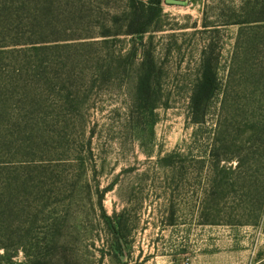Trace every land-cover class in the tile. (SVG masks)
I'll use <instances>...</instances> for the list:
<instances>
[{"label":"rangeland","instance_id":"374dc122","mask_svg":"<svg viewBox=\"0 0 264 264\" xmlns=\"http://www.w3.org/2000/svg\"><path fill=\"white\" fill-rule=\"evenodd\" d=\"M182 1L139 35L130 0H0V264L264 259V221L202 224L218 98L195 105L264 0Z\"/></svg>","mask_w":264,"mask_h":264},{"label":"trees","instance_id":"16d2710c","mask_svg":"<svg viewBox=\"0 0 264 264\" xmlns=\"http://www.w3.org/2000/svg\"><path fill=\"white\" fill-rule=\"evenodd\" d=\"M130 2L127 32L142 35L156 30L152 23L161 15L160 0ZM251 5L243 0L240 12L246 14ZM258 12L262 19L238 22L223 80L218 83L207 62L196 91L197 111L202 98H218L215 134L203 158L212 172L205 177L202 192L205 225L259 228L264 221V5Z\"/></svg>","mask_w":264,"mask_h":264},{"label":"water","instance_id":"95a60500","mask_svg":"<svg viewBox=\"0 0 264 264\" xmlns=\"http://www.w3.org/2000/svg\"><path fill=\"white\" fill-rule=\"evenodd\" d=\"M166 2L170 4H178V5H183L186 3V1H182V0H166Z\"/></svg>","mask_w":264,"mask_h":264}]
</instances>
